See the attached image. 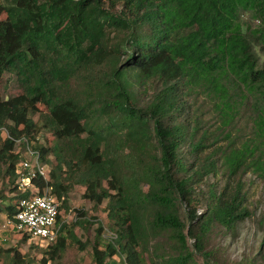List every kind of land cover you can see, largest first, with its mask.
I'll use <instances>...</instances> for the list:
<instances>
[{
  "label": "trees",
  "instance_id": "16d2710c",
  "mask_svg": "<svg viewBox=\"0 0 264 264\" xmlns=\"http://www.w3.org/2000/svg\"><path fill=\"white\" fill-rule=\"evenodd\" d=\"M6 72L20 92L0 99V178L29 194L17 170L30 144L53 157L33 183L61 209L75 185L95 209L106 202L112 235L94 229L93 264L263 261L264 234L254 259L227 261L214 243L251 214L245 176L264 183V0H0ZM15 211L0 191V221ZM75 212L59 214L53 243L20 237L61 264L70 243L90 245L75 226L94 223ZM0 257L24 264L13 248Z\"/></svg>",
  "mask_w": 264,
  "mask_h": 264
},
{
  "label": "rangeland",
  "instance_id": "374dc122",
  "mask_svg": "<svg viewBox=\"0 0 264 264\" xmlns=\"http://www.w3.org/2000/svg\"><path fill=\"white\" fill-rule=\"evenodd\" d=\"M4 17V15H2ZM20 92V87L16 80V77L11 73L6 72L0 81V99L8 98ZM37 107L41 112H45L46 104L43 100L37 96L35 98ZM34 121L40 124V115L34 114ZM37 143L44 147H49L53 143V135L50 131L45 129L38 130ZM35 144V142H34ZM50 162H53V157L48 156ZM48 163L50 168L51 163ZM245 191L247 195V206L251 211L249 217L245 218L243 222L234 230V233L228 234L226 236L220 234L215 237V246L218 251V256L227 261H236L241 258L254 259L257 257L258 250L262 236L264 234V225L259 223L260 216L264 215V183L256 179L251 175L245 176ZM9 178H0V191L7 198L9 204H14L18 199L17 190L11 191V186L8 185ZM84 187L80 185H75L67 196V203L62 206L61 218L65 220L67 224H70L74 220L73 215H75V208H80L85 211V219L91 223H94L91 228L86 231L78 229L75 226L77 236L84 242L89 241L87 248L83 251H79L77 246L74 244H69L64 251L62 258L58 260L61 264H93L91 244L95 237V228L102 225L103 237H107L112 233L108 229V219L102 208L105 206L106 202L95 209L93 203L83 199L81 192ZM94 208V209H93ZM203 207H198V213L203 211ZM4 217L2 213V218ZM87 226V223H85ZM0 236V249L13 248L18 251L19 256L23 258L24 264H55L57 260L52 259L50 254L45 253L42 248H36L34 241L25 240V238L19 235L8 236V239L4 242L1 240ZM44 243V242H42ZM146 256H149L146 254ZM113 264H123L118 256L112 257ZM148 261V259H146ZM259 260V259H258ZM0 257V264H1ZM259 264H264V259Z\"/></svg>",
  "mask_w": 264,
  "mask_h": 264
},
{
  "label": "built area",
  "instance_id": "2783aa9c",
  "mask_svg": "<svg viewBox=\"0 0 264 264\" xmlns=\"http://www.w3.org/2000/svg\"><path fill=\"white\" fill-rule=\"evenodd\" d=\"M17 172L19 190L28 191L29 194L16 200V211L11 216L1 218L0 236L6 240L8 236L26 235L44 243L55 242L60 228V224H57L61 213L60 202L47 186L39 189L33 183L37 177L47 180L49 168L41 161L40 152L31 148L30 144L23 150Z\"/></svg>",
  "mask_w": 264,
  "mask_h": 264
}]
</instances>
